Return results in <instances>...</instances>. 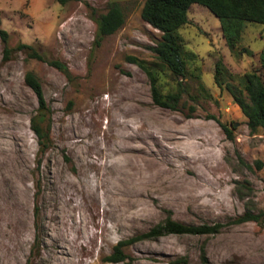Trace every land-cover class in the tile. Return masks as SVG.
Masks as SVG:
<instances>
[{
	"label": "rangeland",
	"instance_id": "1",
	"mask_svg": "<svg viewBox=\"0 0 264 264\" xmlns=\"http://www.w3.org/2000/svg\"><path fill=\"white\" fill-rule=\"evenodd\" d=\"M145 1L0 0V264H264V131L251 133L225 88L252 73L264 84V25L244 22L231 49L219 19L193 5L179 31L191 55L180 78L157 64L162 33L142 18ZM111 2L126 22L95 47L91 9ZM130 56L155 67L163 95L182 90L177 111L154 103ZM28 72L43 87L42 116ZM247 211L260 220L236 224ZM170 214L221 230L142 238Z\"/></svg>",
	"mask_w": 264,
	"mask_h": 264
},
{
	"label": "trees",
	"instance_id": "2",
	"mask_svg": "<svg viewBox=\"0 0 264 264\" xmlns=\"http://www.w3.org/2000/svg\"><path fill=\"white\" fill-rule=\"evenodd\" d=\"M61 2H64V0H61ZM195 4L204 6L219 19L224 36L231 49L236 47L241 38L244 22L264 25V0H146L142 9V18L162 33L161 41L156 47L152 48L159 61L157 64L180 78L187 77L188 60L191 55L185 50L183 38L179 31L189 24V11ZM91 11V18L97 24L94 46L99 47L106 37L114 35L124 26L126 15L117 2L109 3L105 13L97 14L95 9H91ZM0 35L7 44V32L0 30ZM32 57L47 62L71 79L72 75L68 66L59 60L49 59L37 52L32 53ZM127 60L139 66L147 74L152 87L154 103L161 108L177 111L183 95L182 90H178L177 93L163 95L155 67L147 65L145 61L137 57L130 56L127 57ZM261 63L264 68V50L261 55ZM225 70L223 63L218 62L216 82L221 86L223 82L220 78L228 74ZM25 81L38 98L39 112L42 116L48 110L46 109L47 103L42 84L32 72L26 74ZM225 88L231 93L235 103L247 118L251 133L264 131V84L260 77L255 73L247 74L243 80V87L227 83ZM221 127L229 139L234 138L226 125L221 124ZM32 129L43 149L48 148L47 142H50L49 132L45 133L43 126L36 121L32 122ZM259 220L260 215L247 211L235 220V223L258 222ZM220 230L219 225H186L174 220L170 214L165 222L153 228L149 233L144 234L142 238L152 239L167 235H209L216 234ZM128 243H120V247L117 249L122 252L121 248ZM123 257L114 256L111 261L122 262L124 261Z\"/></svg>",
	"mask_w": 264,
	"mask_h": 264
},
{
	"label": "bare ground",
	"instance_id": "3",
	"mask_svg": "<svg viewBox=\"0 0 264 264\" xmlns=\"http://www.w3.org/2000/svg\"><path fill=\"white\" fill-rule=\"evenodd\" d=\"M75 211H76V210H75ZM64 225H65V224H64V221H62V223L59 224V228H57V229H61V227H65ZM77 228H79V227H77ZM67 236H68V235H67ZM55 241H56V240H55ZM64 263H65V264H71V263H66V262H63L62 264H64Z\"/></svg>",
	"mask_w": 264,
	"mask_h": 264
}]
</instances>
